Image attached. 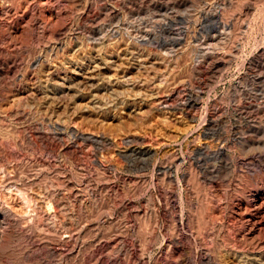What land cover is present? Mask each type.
<instances>
[{
	"label": "rangeland",
	"instance_id": "374dc122",
	"mask_svg": "<svg viewBox=\"0 0 264 264\" xmlns=\"http://www.w3.org/2000/svg\"><path fill=\"white\" fill-rule=\"evenodd\" d=\"M0 166V264H264V0H0Z\"/></svg>",
	"mask_w": 264,
	"mask_h": 264
},
{
	"label": "bare ground",
	"instance_id": "6f19581e",
	"mask_svg": "<svg viewBox=\"0 0 264 264\" xmlns=\"http://www.w3.org/2000/svg\"><path fill=\"white\" fill-rule=\"evenodd\" d=\"M10 157V156H9ZM7 158V157H6ZM3 164V163H2ZM5 165V164H4ZM2 166V165H1ZM0 166V167H1ZM9 166V165H8ZM2 168V167H1ZM3 168H4V166H3ZM14 169V168H13ZM5 170H6V168H5ZM11 170V172H13V170L12 169H10ZM10 170H9V172H10ZM2 171H3V169H2ZM1 172V171H0ZM6 172V171H5ZM15 172V171H14ZM2 173H4V172H2ZM7 173V172H6ZM6 173L4 174L5 176H6ZM8 174V173H7ZM3 175V174H2ZM9 175H10V173H9ZM64 176V175H63ZM11 177V176H10ZM12 177H15V176H12ZM3 178V176H1L0 177V180ZM9 178V177H8ZM3 179H5V178H3ZM3 179L1 180V181H3ZM7 179V178H6ZM5 179V180H6ZM8 180H11V178H9ZM18 180V179H17ZM65 180V179H64ZM7 181V180H6ZM49 181V180H48ZM9 182V181H8ZM7 182V183H8ZM13 182H15V180L13 181ZM52 182V181H51ZM61 182L63 183V180H61ZM0 183H4V182H0ZM50 183V182H49ZM61 184V183H60ZM1 185V184H0ZM5 185V184H4ZM50 185H51V183H50ZM62 185V184H61ZM6 186V185H5ZM25 186V185H24ZM51 186H53V185H51ZM63 186H65V185H62V187ZM3 187V186H2ZM50 187V186H49ZM52 188H54V187H52ZM21 189V188H20ZM58 189V188H57ZM56 189V190H57ZM63 189V188H62ZM61 190V189H60ZM22 191V190H21ZM65 191V190H64ZM50 192V191H49ZM49 194V193H48ZM51 195H53L52 193H50ZM60 195V192H58V191H56V193L53 195V198H57L58 196ZM63 195V194H62ZM28 196V195H27ZM64 197V196H63ZM27 198H29V197H27ZM33 198V197H32ZM31 198V199H32ZM45 198V197H44ZM50 198H52V197H50ZM52 198V199H53ZM30 199V198H29ZM30 199V201H32ZM34 199V198H33ZM52 199H51V202H52ZM57 200V199H56ZM55 200V201H56ZM60 201H59V203L60 204H62L63 203V201H62V197L59 199ZM49 201V200H48ZM65 201V200H64ZM2 202V201H1ZM34 202V201H33ZM47 202V201H46ZM57 202V201H56ZM48 203V202H47ZM59 203H56L57 205H58V207H59ZM3 204V203H2ZM29 204V203H28ZM34 204V203H33ZM46 204V203H45ZM7 206V205H6ZM9 206V205H8ZM31 206V205H30ZM45 206H47V208H51V204H50V202H49V204H47V205H45ZM5 207V206H4ZM3 208V207H2ZM2 208H0V241L1 240H5V238H6V232H5V228H6V226L10 223L8 220V218H7V214H6V212H2ZM62 208V207H61ZM65 208H66V206H65ZM64 208V209H65ZM251 208H252V210H253V214H254V216H262L261 218L264 220V196H260V197H256L254 200H253V203H252V205H251ZM5 209V208H4ZM9 210V209H8ZM66 210V209H65ZM32 212V211H31ZM7 213H9V212H7ZM11 213V212H10ZM38 215V214H37ZM16 216V215H15ZM31 219V218H30ZM262 219H261V221H259V224L261 223V222H264V221H262ZM11 220V219H10ZM35 220V219H34ZM13 223V222H12ZM11 224V223H10ZM10 224H9V226H10ZM47 224L49 225V227L48 228H50V230L51 231H53V232H55L56 234H58L55 230H57V229H55L54 227V224H53V222L51 221V220H48L47 221ZM66 224V223H65ZM258 224V223H257ZM47 225V226H48ZM23 227V226H22ZM10 228V227H9ZM12 229H14L13 227L11 228V230ZM47 229V228H46ZM6 231H8V230H6ZM11 232V231H10ZM14 232V231H13ZM8 233V232H7ZM30 233V232H29ZM67 233V232H66ZM32 234V233H31ZM56 234H55V236H56ZM63 234V233H62ZM53 235V234H52ZM30 236V235H29ZM58 237H60L59 235H58ZM63 238V237H62ZM65 238V237H64ZM57 239V238H56ZM11 240V239H10ZM61 240V239H60ZM65 240V239H64ZM63 241V240H62ZM13 242V241H12ZM65 242V241H64ZM2 243H3V241H2ZM9 244V243H8ZM11 244V243H10ZM53 244V243H52ZM63 244V243H62ZM1 245V244H0ZM29 245V244H28ZM61 247V246H60ZM62 249V248H61ZM56 251V250H55Z\"/></svg>",
	"mask_w": 264,
	"mask_h": 264
}]
</instances>
